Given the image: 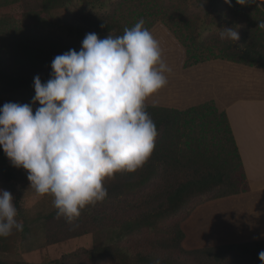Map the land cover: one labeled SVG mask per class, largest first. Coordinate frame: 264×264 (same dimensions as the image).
<instances>
[{"label": "trees", "instance_id": "1", "mask_svg": "<svg viewBox=\"0 0 264 264\" xmlns=\"http://www.w3.org/2000/svg\"><path fill=\"white\" fill-rule=\"evenodd\" d=\"M14 1L0 0V6ZM53 9L64 13L41 23ZM140 19L148 29L155 21L166 23L195 61L220 58L264 68V28L258 27L264 22V0L246 5L236 0L231 5L225 0H42L39 10L0 18V97L23 92L14 103L30 104L35 112L40 105L32 103L34 77L46 82L55 56L79 51L88 33L100 39L121 36ZM217 27H233L240 39L221 40ZM146 110L157 129L146 163L106 179L107 197L83 209L73 224L57 219L55 208L43 216L47 245L93 236L92 247L63 253L53 264H153L156 258L161 264H262L258 254L264 239L188 250L182 245L185 232L172 220L200 198L250 190L227 113L212 101L184 110L147 104ZM8 159L0 148V183L17 178ZM17 208L23 231L0 237V264H28L5 256L28 232Z\"/></svg>", "mask_w": 264, "mask_h": 264}, {"label": "clouds", "instance_id": "2", "mask_svg": "<svg viewBox=\"0 0 264 264\" xmlns=\"http://www.w3.org/2000/svg\"><path fill=\"white\" fill-rule=\"evenodd\" d=\"M217 29L221 40L240 39L233 27ZM51 69L46 82L34 77L35 112L30 104L0 107V148L27 170L36 194L53 198L56 218L73 224L107 197L106 179L136 171L151 156L157 129L146 102L168 85L173 69L144 19L121 36L86 34L81 49L55 56ZM17 216L12 193L0 189V237L23 231ZM258 255L264 264V250Z\"/></svg>", "mask_w": 264, "mask_h": 264}, {"label": "rangeland", "instance_id": "3", "mask_svg": "<svg viewBox=\"0 0 264 264\" xmlns=\"http://www.w3.org/2000/svg\"><path fill=\"white\" fill-rule=\"evenodd\" d=\"M79 5L77 4L75 7L79 8ZM41 7L42 0L14 1L8 6H0V18L10 17L12 13L19 17L23 13L36 11ZM63 13L62 9H53L45 13L40 18V21L41 23L54 22ZM23 21L31 24L37 22L32 18H24ZM149 30L160 41L164 58L173 71L168 74V85L150 97L146 102L148 105L168 103L178 109H186L193 105L212 101L221 108L230 96L234 97L238 94L232 83L234 77L239 78L238 69H244L243 72H240L244 78L253 75L252 72L254 71L252 70L255 69L243 65H235L236 63L232 61L220 58L204 61L191 59L187 54L186 47L163 21H155ZM257 68L258 71L264 72V68ZM23 96V92L2 96L0 97V107L6 102H15ZM9 163L11 162L8 159L6 164ZM16 171L17 178L8 184L0 183V189L11 192L13 202L23 210L25 225L28 228L27 233L31 231L27 237L34 235L32 228H35L37 233L40 234V230L44 226L43 216L54 208L52 204L53 198L50 195L40 196L38 202L26 199L27 193H24V187L28 176L27 170L16 167ZM247 193L217 199H210L206 196L207 198H200L201 202L199 201L195 206H191L190 211L186 209L184 212L176 214L172 220L179 223L186 235L182 242L183 247L192 250L226 244L233 240H246L248 236L239 237L235 234L238 231H233V228L238 227L232 226L246 221L238 220L237 217L245 215L244 217L247 218V221H251L250 217L246 216L247 212H253L258 217L264 215V197L261 196L253 200L249 199ZM242 228H247L245 223ZM252 229L255 228L253 227ZM30 242L29 245L32 246V250L20 260L29 261L30 264H53V260L59 258L63 253L71 252L78 248L92 247L93 236L86 235L56 245L43 244L41 240L37 241L35 246L30 244ZM40 244L43 245L39 246ZM5 256L19 260V255L6 254Z\"/></svg>", "mask_w": 264, "mask_h": 264}, {"label": "crops", "instance_id": "4", "mask_svg": "<svg viewBox=\"0 0 264 264\" xmlns=\"http://www.w3.org/2000/svg\"><path fill=\"white\" fill-rule=\"evenodd\" d=\"M235 65H243L255 69L252 70L255 72V75L254 72H252L253 75L244 78L240 74L244 69L239 68V78L234 77L232 80L235 91L238 92V94L234 97L230 96L221 108H219L217 104L216 106L227 113L250 186L247 195L249 199L256 200L261 196L264 197V72L258 71L256 66H247L240 63H236ZM163 104L164 106L177 108L168 103ZM180 110L184 109L182 108ZM24 193H27L26 199H32L34 202L40 200V195L35 194L34 190L30 188V181L28 178L24 187ZM244 216H238L237 219L241 221L246 220L245 222H241L239 225H234L232 227H238L233 228V231H238L235 232L236 235L239 237L248 236V238L246 240H233L228 243L264 239V215L258 217L253 212H247L246 216L248 218L250 217L251 221H247V218ZM244 223L247 228H242ZM253 227L255 229H252ZM32 232L34 235H29L27 237L29 234L27 233L25 237L19 240L14 252L5 253V255H19L20 260L32 250L29 241L33 242H30V244L35 246L37 241L42 240L43 244L46 243L44 226L40 230V234L37 233L35 228H32ZM35 232L37 235H35ZM20 261L30 264L29 261ZM42 263H44V261H42Z\"/></svg>", "mask_w": 264, "mask_h": 264}]
</instances>
